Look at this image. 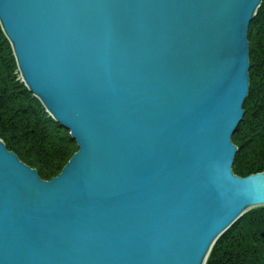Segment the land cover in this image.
<instances>
[{
  "label": "water",
  "instance_id": "obj_1",
  "mask_svg": "<svg viewBox=\"0 0 264 264\" xmlns=\"http://www.w3.org/2000/svg\"><path fill=\"white\" fill-rule=\"evenodd\" d=\"M262 1L0 0L22 81L79 147L44 180L0 138V264H206L264 206V171L233 169Z\"/></svg>",
  "mask_w": 264,
  "mask_h": 264
},
{
  "label": "trees",
  "instance_id": "obj_2",
  "mask_svg": "<svg viewBox=\"0 0 264 264\" xmlns=\"http://www.w3.org/2000/svg\"><path fill=\"white\" fill-rule=\"evenodd\" d=\"M248 36L250 91L244 118L233 136L239 146L233 169L239 176L264 171V0ZM19 76L12 44L0 23V138L42 179H51L79 147ZM263 231L264 206L250 209L219 238L206 264H264Z\"/></svg>",
  "mask_w": 264,
  "mask_h": 264
},
{
  "label": "rangeland",
  "instance_id": "obj_3",
  "mask_svg": "<svg viewBox=\"0 0 264 264\" xmlns=\"http://www.w3.org/2000/svg\"><path fill=\"white\" fill-rule=\"evenodd\" d=\"M256 29V28H255ZM250 42V41H249ZM21 76H19V78H20ZM22 79V78H21ZM245 109V108H244ZM235 143V142H234ZM236 144V143H235ZM256 244V243H255ZM257 245V244H256Z\"/></svg>",
  "mask_w": 264,
  "mask_h": 264
}]
</instances>
